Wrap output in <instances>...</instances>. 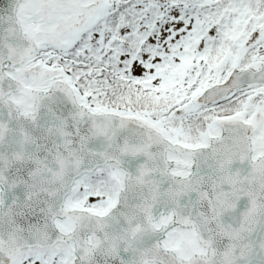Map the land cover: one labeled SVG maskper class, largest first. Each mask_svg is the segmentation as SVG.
<instances>
[{
    "label": "snow or ice",
    "instance_id": "1",
    "mask_svg": "<svg viewBox=\"0 0 264 264\" xmlns=\"http://www.w3.org/2000/svg\"><path fill=\"white\" fill-rule=\"evenodd\" d=\"M0 264H264V0H0Z\"/></svg>",
    "mask_w": 264,
    "mask_h": 264
}]
</instances>
